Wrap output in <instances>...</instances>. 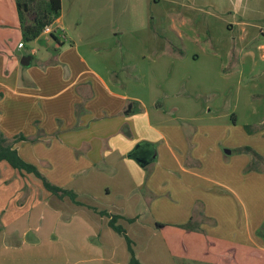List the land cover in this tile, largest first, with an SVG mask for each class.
<instances>
[{"label":"crops","instance_id":"crops-1","mask_svg":"<svg viewBox=\"0 0 264 264\" xmlns=\"http://www.w3.org/2000/svg\"><path fill=\"white\" fill-rule=\"evenodd\" d=\"M145 1L161 7L145 24L110 28L93 39H83L89 25L67 32L69 20L60 9L51 25L54 38L41 33L27 42L31 61L23 66L20 59L28 54L21 51L26 43L18 46L15 1L0 0V133L8 141L26 137L14 142L19 155L53 184L74 191L81 203L58 198L32 174L0 160L5 240L31 233L29 242L39 241L38 226L28 230L16 221L26 208L37 211L40 222L52 215L68 223L60 232L64 238L81 223L85 257L68 264H104L106 237L114 236L108 215L117 216L120 226L130 223L128 234L122 227L141 264L163 263L169 249L173 257L168 237L175 235L203 234L264 250V203L254 201L262 210L251 216L241 207L259 184L264 189V169L249 170L247 157L234 165L233 157H223L210 133L211 117L199 115L205 107L183 96L228 61L227 72H235L246 58L252 65L264 60V0ZM218 29L229 36L223 56ZM203 45L215 48V55L206 50L208 57H199ZM143 238L138 250L135 243Z\"/></svg>","mask_w":264,"mask_h":264},{"label":"rangeland","instance_id":"rangeland-1","mask_svg":"<svg viewBox=\"0 0 264 264\" xmlns=\"http://www.w3.org/2000/svg\"><path fill=\"white\" fill-rule=\"evenodd\" d=\"M61 9L65 19L69 20L67 32L74 31L75 26L85 27L89 25L91 29L83 30V39H93L109 34L108 30L110 28L136 27L145 24L150 17L154 16V13H159L161 7H150L145 0H62ZM28 17L31 18L30 15ZM150 22L153 25L151 20ZM70 27L71 29H69ZM224 35L220 29L217 30L215 35L219 40L218 52L221 56H223L221 53H224L226 40L229 37ZM25 43L26 47L21 51L30 55V44ZM206 50L212 49L204 45L198 49L199 57H208L209 52ZM215 50L213 48L211 52L214 54ZM229 62L231 61L223 65L225 68L222 71L215 68V73L209 79L203 78L202 84L191 91L189 90L190 95L185 92L183 96L198 99L205 107L201 113L199 112V115L211 117L210 133L214 136V139L216 138V145L224 154L223 157H233L232 165L241 160L242 156L250 159L249 162L251 163L252 154L246 151L239 152L238 149L249 146L258 155L264 156V60L258 59L252 65L249 58H246L244 68L237 71L238 68L235 72H227V70H230ZM198 68L202 73L204 72L202 65H199ZM246 126L249 127V130L245 128ZM225 150L230 152L226 153ZM260 166H264V164H257L255 169H264ZM233 169H237V167L234 166ZM252 191H254V188L250 186V196ZM256 200L261 204L264 203V189L260 184L259 189L255 190L253 196L249 199V205L241 204L245 216L247 213L249 216L253 215L256 209L262 210L260 203L253 204ZM25 209L22 208L19 211L23 213L26 220L23 221L24 219L20 217L16 221H19V224L25 223L28 230H32L35 225L38 226L37 228L40 231L39 241L36 244L29 242L32 237L31 233H28L24 239L22 235H19L14 237L15 239L5 240L0 232V264H30L28 261L36 258L38 262H32L31 264H68L80 260L85 255L81 253V223L79 225L75 223L70 231L65 234L67 238H64L60 232L63 229L70 228L68 223H63L62 220L57 219L58 216L54 217L52 215L42 217L40 222L37 211L33 210V212L28 213L25 212ZM64 211L65 209H63ZM67 213L70 214V211ZM14 224L18 225V223ZM121 224L127 229L128 234L130 223L121 222ZM2 225L3 221L0 215V227ZM99 227L101 228V225ZM105 228H107V225ZM109 229L106 230L108 233L110 232ZM262 230L264 231V221ZM199 231L201 232V230ZM110 233L114 236L106 237V243L103 247L104 264H111L109 256L111 253L115 257L113 259L115 264H129L130 256L126 241L114 231ZM52 234L55 236L52 237ZM94 239H92L94 245L98 246L96 242L99 240L98 236H95ZM260 240V244L264 247V237H260ZM13 241L23 242L18 244ZM145 242L146 240L143 238L137 245L135 243V247L142 250V244ZM168 244L171 247L173 257L169 249L161 255L166 263H160L162 261H159L151 264H264V250L257 245L240 246L211 238L208 239L203 234L194 239L175 235L168 237ZM114 249L116 252H112ZM37 251H40L41 254L37 255ZM87 254L90 257L96 253ZM99 254H102L101 250ZM140 255L148 257L145 253Z\"/></svg>","mask_w":264,"mask_h":264},{"label":"trees","instance_id":"trees-1","mask_svg":"<svg viewBox=\"0 0 264 264\" xmlns=\"http://www.w3.org/2000/svg\"><path fill=\"white\" fill-rule=\"evenodd\" d=\"M17 10V15L20 23L22 43L30 42L36 39L46 26L52 25L55 19L60 14L61 0H14ZM31 16L29 19L28 16ZM54 38L53 34H50ZM249 130V127H245ZM23 135L15 136L12 141H8L0 133V160L6 161L12 168L28 174H32L38 178L43 187L58 198L68 197L75 204H81L76 200V193L70 189H65L50 182L37 167L19 155L17 149L14 147V142L25 139ZM238 151L250 152L253 156L251 163L248 167L249 170L255 169L257 164H264V157L258 155L249 146H244ZM103 213V212H101ZM103 214H108L104 212ZM110 216L108 226H110L117 234L121 235L126 243L130 254L129 264H141L135 257L132 241L127 236L124 228L116 223L117 216ZM187 226V225H186ZM187 228V227H186Z\"/></svg>","mask_w":264,"mask_h":264},{"label":"water","instance_id":"water-1","mask_svg":"<svg viewBox=\"0 0 264 264\" xmlns=\"http://www.w3.org/2000/svg\"><path fill=\"white\" fill-rule=\"evenodd\" d=\"M31 57L29 55L22 56L20 59V64L23 66H28L30 64ZM226 153H229V150H225Z\"/></svg>","mask_w":264,"mask_h":264},{"label":"built area","instance_id":"built-area-1","mask_svg":"<svg viewBox=\"0 0 264 264\" xmlns=\"http://www.w3.org/2000/svg\"><path fill=\"white\" fill-rule=\"evenodd\" d=\"M52 32H53V30L51 29V25L46 26V27L43 29V31H42V33H46V34H48V35H50ZM18 46H19V47H22V46H23V43L20 42V43L18 44Z\"/></svg>","mask_w":264,"mask_h":264}]
</instances>
